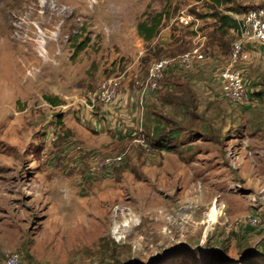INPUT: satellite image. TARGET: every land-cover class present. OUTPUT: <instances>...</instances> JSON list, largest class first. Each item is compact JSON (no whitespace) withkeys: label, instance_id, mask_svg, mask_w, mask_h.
Returning a JSON list of instances; mask_svg holds the SVG:
<instances>
[{"label":"rangeland","instance_id":"obj_1","mask_svg":"<svg viewBox=\"0 0 264 264\" xmlns=\"http://www.w3.org/2000/svg\"><path fill=\"white\" fill-rule=\"evenodd\" d=\"M263 1L237 0L238 13ZM180 10L191 26L173 21ZM210 11L204 0H0V264L13 251L24 264H264V51L244 106L213 70L176 62L150 86L152 65L186 52L194 25L224 62L233 36ZM158 16L145 41L137 23ZM181 76L195 77L181 89L194 95L172 105ZM168 128L173 147L155 139Z\"/></svg>","mask_w":264,"mask_h":264},{"label":"built area","instance_id":"obj_2","mask_svg":"<svg viewBox=\"0 0 264 264\" xmlns=\"http://www.w3.org/2000/svg\"><path fill=\"white\" fill-rule=\"evenodd\" d=\"M173 21L185 26H191L195 18L190 13L180 10L173 18ZM196 27L197 25H194L195 36L186 52L177 57L161 58L152 65L149 72L150 86L152 88L157 87V80L161 77L162 70L172 62H176L177 65L186 70H191L196 62L205 60L206 37ZM233 33L229 56L219 70V78L224 97L232 104L244 106L249 104L251 92L244 83V68L241 64L249 58V45L264 42V8H254L242 13L240 18L237 19V28ZM116 86V81L110 80L109 87L97 94L98 97L105 102H110L116 94ZM140 142L146 150L149 149L146 142L143 140ZM122 157L123 153H119L113 159L119 161ZM249 220L256 222L258 219L257 216L249 215ZM5 264H24V261L18 252L13 251L8 254Z\"/></svg>","mask_w":264,"mask_h":264},{"label":"trees","instance_id":"obj_3","mask_svg":"<svg viewBox=\"0 0 264 264\" xmlns=\"http://www.w3.org/2000/svg\"><path fill=\"white\" fill-rule=\"evenodd\" d=\"M204 1H205L206 7L211 9V11L208 12V15H206V16L212 17L216 21H218L220 23L219 27H221V28L224 27L223 32L220 31L222 36H224V34L228 31L229 28L236 30V28H237L236 19L230 17L229 14H227V13H223V11L238 13L237 0H204ZM252 5H254V7L248 8L247 10H245L243 12H239V13L242 14V13L248 12L249 10H252L254 8H264V1L261 2L260 4H253L252 3ZM160 21H161V16H158V18H155L151 22H148L145 20L139 21L137 23V32H138L139 36L142 37L145 41H151L153 38H155L159 34ZM218 43H219V45H222V46L225 44L224 40H222V39H220L218 41ZM230 43H231V39H229V44ZM228 49L230 50V47L225 50V53H227V58L229 56V50ZM177 82L180 84H183L184 86L180 88V90H179L180 92L178 91V92L173 93L172 97L169 99H166V100L170 101L168 103H172V105H174V104L177 106L178 105H184V103L186 102L185 99L186 98L191 99V97H193L194 94H192L190 92V94H184V96H183V92L181 91V89L183 88V89L187 90V87L189 85L188 86H185V85L188 83V81H186L184 79L181 82H179V81H177ZM185 82H186V84H185ZM180 84H178V85L180 86ZM175 85H177V84H175ZM188 90L186 91V93H188ZM175 95L179 96L178 101H176ZM182 100L185 102H183ZM172 131H175V130H173V128H168V130L166 132L163 133V131H161L160 133H158V135L155 138L157 140V142L159 141L158 144L167 145L168 147H173L174 144L169 143L170 139H174V138H169L170 132H172Z\"/></svg>","mask_w":264,"mask_h":264},{"label":"crops","instance_id":"obj_4","mask_svg":"<svg viewBox=\"0 0 264 264\" xmlns=\"http://www.w3.org/2000/svg\"><path fill=\"white\" fill-rule=\"evenodd\" d=\"M251 1H253L254 3H259L261 0H251ZM206 13H207V11H206ZM223 13H227V14H229V16L230 17H232V18H234V19H236V21H237V19L238 18H240V16H241V13H232V12H226V11H223ZM206 17H209V16H206ZM233 29H231V28H229L228 29V32H229V35L231 36H233ZM199 32H200V30H199ZM201 33V32H200ZM228 35V36H229ZM230 39H232V37L230 38ZM158 40L159 41H165L166 40V37H163V36H160L159 38H158ZM161 43H164V42H161ZM217 48H219L220 49V46L219 45H217L216 46ZM229 47H230V44H229ZM229 50V49H228ZM262 51H264V42L263 43H261V44H255V45H249V58L247 59V60H245V61H243L242 62V67L244 68V83H245V85H246V87H247V89L251 92V93H253V90L251 89V88H249L248 87V82H249V80H248V78H247V74H248V70H249V64L251 63V60L254 58V57H256V56H258L259 54H260V52H262ZM224 55L226 56L225 58H227V53H225V51H224ZM211 59H210V57H207V55H206V58H205V60H202V61H198V62H196L195 64H194V66H193V68L190 70V71H193V72H195V70H197V72L196 73H199V74H206V73H209L211 70H213L214 71V74H213V76H214V78H213V81H214V83L216 84V83H218V86L220 87V85H219V82H220V80H219V70L223 67V65H224V63H225V61H226V59L224 60V62L222 61H220V62H218V63H214V61H211ZM214 64H213V63ZM195 69V70H194ZM183 79H185L184 77L185 76H181ZM195 77H191V78H188V83H189V85L191 86L192 84V82H193V79H194ZM200 80V79H199ZM195 82V81H194ZM222 98V97H221ZM220 98V99H221ZM224 99L226 100V98L224 97ZM213 205H215V207L217 208V205H216V203H213ZM212 208V207H211Z\"/></svg>","mask_w":264,"mask_h":264},{"label":"bare ground","instance_id":"obj_5","mask_svg":"<svg viewBox=\"0 0 264 264\" xmlns=\"http://www.w3.org/2000/svg\"><path fill=\"white\" fill-rule=\"evenodd\" d=\"M217 213H218V209L215 207V205H212V208L210 209V216L215 217Z\"/></svg>","mask_w":264,"mask_h":264}]
</instances>
